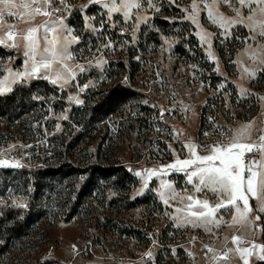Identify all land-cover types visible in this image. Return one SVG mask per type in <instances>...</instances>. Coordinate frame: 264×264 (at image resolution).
<instances>
[{"label":"rangeland","instance_id":"rangeland-1","mask_svg":"<svg viewBox=\"0 0 264 264\" xmlns=\"http://www.w3.org/2000/svg\"><path fill=\"white\" fill-rule=\"evenodd\" d=\"M134 2L140 6L128 16L123 0H116L120 11L109 12L112 0H52L50 15L33 14L29 23L20 19L22 8L5 16L0 47L11 55L0 54V96L21 83L46 84L12 119L0 117V161L19 164L0 166V216L12 210L25 221L17 236L0 232V264H264L259 200L249 201V219L260 217L253 224L237 223L234 209H221L219 227L208 231L183 223L189 202L181 197L215 205V194L196 193L182 171L147 179L149 169L190 158L186 144L207 155L245 125L251 127L243 142L262 143L264 37L247 21L221 26L209 18V7L237 18L238 0ZM8 25L13 40L5 36ZM30 27L38 29L41 50L54 37L58 51L71 41L72 59L62 62L72 70L67 83L51 82L61 62L47 70L49 79L19 75L31 67L22 39ZM117 86L127 92L109 98ZM105 98L107 107L93 113ZM252 152L245 163L259 162L254 170L264 172V151ZM117 167L129 177L96 170ZM162 181L179 193L175 199ZM234 236L242 240L234 243ZM245 248L250 252L236 251ZM225 253L228 259H220Z\"/></svg>","mask_w":264,"mask_h":264},{"label":"snow or ice","instance_id":"snow-or-ice-1","mask_svg":"<svg viewBox=\"0 0 264 264\" xmlns=\"http://www.w3.org/2000/svg\"><path fill=\"white\" fill-rule=\"evenodd\" d=\"M51 2L52 0H20L17 3V0H0V28L5 26L6 15L7 17L17 15L14 9L22 8L26 10V13L20 17L25 23H29L33 19V14L50 15V12L46 9L51 6ZM58 2L64 3L65 0H58ZM98 2L99 0H92V3ZM147 2L151 5V0H147ZM223 3L231 5L232 0H213L214 5ZM238 3L240 8H233L237 18H226L220 13L214 15L211 7L208 8V16L214 22L219 21L221 26L225 24H245L247 21L249 23L245 26L252 31L259 29L257 34L264 37V0H238ZM105 6L108 7L107 4ZM139 6V3L134 2V0H123L121 4V7L125 9V16L129 15V9L132 7L139 8ZM242 8L248 10L247 16L241 11ZM112 11H120V8L116 6V0H112V6L109 8V12ZM12 27V25H8L9 30L5 33L8 40H13L16 35L11 30ZM37 31V27H30L27 30V34L22 36V39L28 41L26 45L28 51L24 54L31 61V67L30 70L19 75L49 79L47 70L51 69L54 64L61 62L62 70L56 72V78L52 79L51 82L56 84L58 80L63 79L67 83L65 73L71 74L72 70L66 63L62 62L72 59V55L68 51V43H71V41L65 43L58 51L56 48L58 37H54L52 40L47 41V44L41 50L34 36ZM52 31L55 32V28ZM251 38L255 39V36ZM5 42V38L0 37V44H5ZM9 46L17 47L18 44L13 43ZM45 53L48 55H44ZM38 56L39 59L37 58ZM41 69L45 70L43 75H41ZM83 70L81 68V71ZM250 127L251 125H245L237 130L228 143L221 142L209 146V154L207 155H199L197 152L199 146L189 143L185 147L189 149L190 158L177 159L171 164L161 166L159 172L154 169L147 170V179H151L153 175L164 174L165 169L182 171L186 174L187 182L193 185L196 193L207 190L217 196L219 203L215 205L211 204L209 200H200L193 195L181 197L182 200L186 199L189 202L186 205L188 211L183 219L184 224H191L193 227H204L206 230L211 231L210 225L215 227L220 225L221 220L218 217V213L221 209H234L237 215L233 219L237 223L253 224L255 220L260 219L259 216L249 219V214L252 211L249 201L250 198L259 200L258 210L264 212V172L254 170V165H258L259 162L249 161L245 163L244 156L245 153L253 150L264 151V131L259 136V141L262 143L248 144L243 142V140ZM0 166L18 167L19 164H8L7 161H0ZM136 175L141 176L142 174L136 172ZM161 187L168 190L169 198L175 199L179 195L171 183L162 181ZM144 188H148L147 182L144 184ZM161 197H164V192H161ZM165 203H167V200H165ZM19 206L25 207V205ZM241 240L242 237H233L234 243ZM260 248L264 252V245H261ZM209 251L214 250L209 249ZM228 251H232V249ZM236 251L243 255L244 253H249L250 249H236ZM220 259H228L227 253ZM261 260H264V256H261ZM245 264H247V261H245Z\"/></svg>","mask_w":264,"mask_h":264},{"label":"trees","instance_id":"trees-1","mask_svg":"<svg viewBox=\"0 0 264 264\" xmlns=\"http://www.w3.org/2000/svg\"><path fill=\"white\" fill-rule=\"evenodd\" d=\"M0 54L2 55H11V53L5 51L4 48L0 47ZM46 83L43 81H37L34 80L30 82L29 84L21 83L13 88V90L4 96H0V117H5L7 120L12 119V116L18 111L23 110L26 108L27 104L32 103V92L34 91V88L45 85ZM126 91L125 88L115 87L110 91V95L112 98L114 96L123 95ZM109 98H105L100 104H96L92 108V112L94 113L97 111L96 109L107 105L105 103H109ZM107 99V100H106ZM111 111V110H109ZM108 111V112H109ZM106 110V114L108 113ZM96 170L102 171V172H120V177H129V174L123 170L121 167L117 168H110V169H100L97 168ZM110 173V174H111ZM15 213V212H14ZM12 210H7L3 213L2 216H0V232L2 234L8 235V236H17L19 235L21 229L23 228V225L25 221H18L16 216L14 215ZM27 219V217L25 218ZM261 227L263 232V239H264V217L261 220Z\"/></svg>","mask_w":264,"mask_h":264},{"label":"built area","instance_id":"built-area-1","mask_svg":"<svg viewBox=\"0 0 264 264\" xmlns=\"http://www.w3.org/2000/svg\"><path fill=\"white\" fill-rule=\"evenodd\" d=\"M81 109H83V108L81 107ZM253 154H256V153H255V152H251V153H249L247 158H248V159L251 158V156H252Z\"/></svg>","mask_w":264,"mask_h":264},{"label":"crops","instance_id":"crops-1","mask_svg":"<svg viewBox=\"0 0 264 264\" xmlns=\"http://www.w3.org/2000/svg\"><path fill=\"white\" fill-rule=\"evenodd\" d=\"M65 31L67 30V28H63ZM68 31V30H67ZM70 44L68 45V48L70 49ZM69 49H68V51H69Z\"/></svg>","mask_w":264,"mask_h":264}]
</instances>
